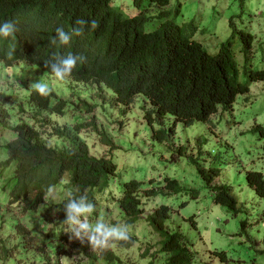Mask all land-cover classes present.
I'll return each instance as SVG.
<instances>
[{
    "label": "trees",
    "instance_id": "1",
    "mask_svg": "<svg viewBox=\"0 0 264 264\" xmlns=\"http://www.w3.org/2000/svg\"><path fill=\"white\" fill-rule=\"evenodd\" d=\"M10 1L17 0H0V19L4 15L5 4ZM111 1L20 0L22 4L31 2V6L28 23L18 25L17 29L34 35L29 52L30 58H34L38 47H43L41 49L43 53L49 48L61 56L68 52L83 55L84 61L78 63L68 77V81L75 86L82 85L96 90L107 89L116 102L126 108L130 107L135 98L143 99L140 109L153 142L170 140L175 135L178 125L181 128H188L193 123L203 122L206 108L211 114H216L219 108L230 109L237 96L249 92V83H264V68L253 69L249 57L253 44L252 35L243 31L236 32L232 20L228 22L231 28L229 38L220 45L216 53L210 54L193 39L195 33L193 24L180 26L167 20L157 29L145 32L144 27L151 17L141 8L144 0H132L133 7L138 12L130 16L113 9ZM147 1L159 10H164L169 3V0ZM179 7L180 5L174 9L175 15L179 14ZM169 13L161 12L158 17L165 18ZM77 19L86 22L82 35L74 36L66 46L49 43L57 27H62L65 31L79 27L75 24ZM89 20L96 21L94 29L88 27ZM236 38L241 46L245 83L239 79L240 69L233 50ZM15 56L24 57L19 51L11 52L8 43L4 44L0 40V62L7 66ZM42 61L47 63V60ZM74 97L76 102L73 106L79 108L78 102L81 101L83 110L88 114L94 113L97 103H88L78 93L74 94ZM23 98L17 106L16 116L21 118L22 113H28L30 118L24 124L20 119L14 121L12 130L15 139L0 144V151L7 156L5 160L0 161V169L12 168L14 173L13 184L7 194V203L9 206L20 205L23 213H34L41 205L42 195L48 192L49 187L57 186L65 177L68 179L67 193L53 208L56 215L53 228L39 241L30 238L33 241L28 244L29 248L23 247L21 250L19 241L10 244V239L0 237V264H15L21 256L26 258L27 254L42 260L44 257L40 255L42 252L48 255L46 264H54L50 256L55 248L64 250L60 253L57 251L56 255L61 254L65 259L70 253L79 254L85 248L80 247L77 239H70L66 232V225L62 223L64 203L70 195L72 197L84 195L96 204L94 196L105 193L104 190L115 179V165L110 158L96 159L89 156L85 143L78 144L81 142L78 137L81 130L90 127L95 132L98 131V127L91 119L88 124L53 125L45 132L54 115L63 118L67 114L69 104L63 101L61 96L57 97L56 94L40 96L34 90L30 98L26 97V101ZM125 112L122 111L123 114ZM1 114L3 118L10 117L7 111ZM36 116L41 117L35 121ZM29 120H33V123L30 124ZM44 135L47 142L58 139L68 146L76 144V147L68 152L57 151L40 141ZM99 138L101 142L111 145L103 132H100ZM184 150V147H178L175 153L181 156ZM188 161L195 166L204 186L210 190L212 203L235 214L236 199L232 196L230 187L213 184V178L219 174L218 170L203 169L191 156H188ZM245 180L247 186L253 189L258 197H264V178L260 173L250 171L246 173ZM164 181L168 184V189L173 192L178 190L179 186L174 183L175 181L169 179ZM139 186L140 182L134 180L124 183L122 197L118 200L110 199V203L119 206L125 224H132L142 213ZM150 194L152 195V192ZM104 196L109 198L110 194ZM169 218L170 212L165 206L157 207L145 217L148 226L159 233L162 239L158 242L156 253L161 257L162 264H192L195 254L191 250V244L180 230L168 231L165 228L164 224ZM17 227L19 232H24L23 227ZM243 229L244 224L240 223V230ZM134 239L139 241L133 236H128L127 240ZM124 242L119 241L118 244L122 245ZM211 254L219 258L220 262L226 263L224 253ZM56 264H59L57 259ZM82 264L108 263L101 253L98 258L88 257Z\"/></svg>",
    "mask_w": 264,
    "mask_h": 264
},
{
    "label": "rangeland",
    "instance_id": "2",
    "mask_svg": "<svg viewBox=\"0 0 264 264\" xmlns=\"http://www.w3.org/2000/svg\"><path fill=\"white\" fill-rule=\"evenodd\" d=\"M146 2L147 0H144V3ZM178 5H180L179 14L175 15L173 11ZM111 7L129 16L138 12L133 7L132 0H112ZM161 12L170 13L165 18L158 17ZM148 14H155L156 17L145 25V32L157 29L167 20L180 26L191 23L195 27L193 39L210 54L216 53L220 45L229 38L231 28L228 22L232 20L236 32H248L253 37L252 51L249 55L253 69L264 68V0H169L164 10L152 7L148 9ZM240 49L241 46L236 38L233 42V50L240 69L239 79L245 83ZM6 72L9 74V71ZM45 76L49 78V82H45ZM45 76L39 75L50 91L57 97L61 96L69 104L67 114L59 120L55 119V122L61 126H72L76 119L86 117V122L89 119L93 120L96 127L104 129L112 138L116 150L110 154L107 145L100 142L95 130L88 127L81 135V139L91 148L90 153L97 156L110 155L109 158L117 167L115 180L120 185V189L124 183L132 180L140 182L141 190H159L166 184L165 179L175 181L174 183L179 186L178 190L171 191L167 195L159 193L149 200H144L143 203L141 200L144 214L139 216L140 220H137L131 229L137 238L144 227L145 234L143 233L140 242H143L144 238H157V235H151L152 230L146 225L144 217L157 207L166 206L171 210L170 218L166 223L167 230L178 227L191 244V250L195 254L192 264H264V197H258L248 188L244 178L245 173L250 171L260 173L264 177V136L260 137V132L255 134L251 132L256 127L264 130V83H249L248 94L237 98L232 112H223L214 122V116L211 117L209 124L214 123V130L208 125L199 123H194L186 129L178 126L169 142L156 143L151 140L150 130L144 123L140 110L143 99L135 98L128 112L123 114L125 108L114 103L113 95L108 90H105L98 99L95 97L94 89L84 90L82 85L75 86L68 80L57 81L48 73H45ZM29 77L39 80L35 74ZM1 78L0 84L5 82V86L8 85L9 80L4 74ZM16 81L21 82L20 79ZM2 91L4 92L0 89V92ZM76 93L90 104L97 103L93 115H87L82 106L73 107ZM40 117L36 116L35 121ZM27 118H30L28 113L24 116V121H27ZM14 121H17V117L11 118V124H14ZM112 121L115 124L109 126ZM28 122L32 123L33 120ZM121 123L124 127L117 128ZM46 131H49L48 127L45 128ZM9 133L6 130L0 132V143L9 139ZM55 142L50 141L49 144L58 150L62 148L58 139H55ZM179 146L186 148V156L177 157L175 152ZM190 155L198 159L206 169L220 170L218 179L231 187V194L236 199L238 206L236 214H229L224 208L212 203L211 194L204 186L195 166L188 161ZM6 157V154L0 152V159ZM2 177L7 178L4 174ZM4 185L6 180H3L0 188ZM109 190L112 197L117 199L121 196L115 187H110ZM64 194L65 188L61 185L52 189L46 198L48 203L56 202ZM97 199L103 202L106 198L100 196ZM7 201V194L0 189V214L2 213L0 229L3 236L12 233L8 226L11 222L23 224L38 241L53 228L55 218L48 210V203L34 214H24L17 206L9 207ZM101 202V206H98L99 210L110 207L108 212L110 221L114 219L124 221V217L120 216L118 205L114 208L111 203ZM192 219L196 224V230L191 226ZM240 223L244 224L243 230H240ZM134 228L137 230L135 231ZM157 243L158 241L153 245L156 246ZM57 251L60 253L64 250L55 248L51 252L50 260H53L54 264L56 259L59 264L85 262L86 256L72 253L65 259L61 254L56 255ZM121 251L119 246H106L107 261L115 264H124L125 260L128 264L148 263V261L142 262L144 260L140 254L142 251L137 247L125 252ZM212 252L224 253L226 263L212 256ZM40 255L44 256L42 260L28 254L25 261L19 264H46L47 253L42 252ZM118 258L123 261L117 263ZM138 258H141V262L137 260Z\"/></svg>",
    "mask_w": 264,
    "mask_h": 264
},
{
    "label": "clouds",
    "instance_id": "3",
    "mask_svg": "<svg viewBox=\"0 0 264 264\" xmlns=\"http://www.w3.org/2000/svg\"><path fill=\"white\" fill-rule=\"evenodd\" d=\"M31 2H29L27 4H22L20 2V0L7 2L5 4L4 15L0 19V40L4 44L8 43V45L10 46L11 52L19 51L24 56L23 58H21L19 56L13 57V59L11 60V63L7 66L0 62V78H1V75L4 74L5 78L9 80V83L6 86H5V82L0 84V89L4 90V92L3 91L0 92V132H2V130H6V131L10 132L9 133L10 134L9 139L3 140L0 143L1 145H3L4 143H6L10 140L15 139V133L12 130L14 124H11V118L13 116L17 117V119H20V121H23V124H24V122H26V121H24V116L26 114L22 113L21 118L16 116L17 115V111H16L17 106L19 105L20 100L23 98V96H25L23 98V100L26 101V97L28 96L30 98L32 95V92L34 90L40 96L55 95L54 92L50 91V88L48 87V85L45 84V82H49V78L45 76V73H48L49 75L53 76L57 81L68 80L69 79L68 77L71 75L74 67L78 63H82L85 59L83 55L73 54L72 52H68L66 55H63V56L57 55V52L55 50H52L49 48L47 50H45L43 53L41 51V49H43V47H38V50L36 51L34 58L29 57V52H30V48L32 46V41H33L34 35L30 34L27 31H24V32L20 31L19 29H17V26L21 25V24H27L28 23V16H29V12H30ZM110 5H111V2H110ZM149 6H150V8L154 7V5H150L147 1L141 7L143 10H145L146 14L148 12V9H150ZM147 16H149V17H151V19H153L155 17V14H148ZM85 23L86 22L83 19H77L75 21V24L79 25V27H73L70 31H65L64 28L57 27L55 29V35L52 38H50L49 43L52 45H56V46L69 45L71 39L74 36L78 37V36L82 35L83 25ZM87 24H88V27L91 29H94L96 27V21L95 20H89V21H87ZM9 55H11V53H9ZM39 58H41V60H38ZM43 59L47 60V63L43 62L42 61ZM5 70L9 71V74ZM33 74H35L39 78V80H34V79H31L29 77V76H33ZM39 75L45 76L46 81L45 82L42 81L40 79ZM244 76H245V74H244ZM17 79H20L21 82L17 83V81H16ZM2 80H3V78H1V81ZM255 83H258V82H255ZM82 88L84 90H89V88H87L85 86H82ZM94 90H95V97L100 99L102 97V94L104 93V91L107 89L97 88V90L96 89H94ZM13 92H14V94H12ZM242 96H245V95H242ZM238 97H240V96L236 97L235 102H236ZM61 99L63 101H66L62 97H61ZM113 101L115 104L120 105L119 103L116 102L114 97H113ZM80 102H78V103L81 106ZM234 103H233V105H234ZM131 105H130V107H131ZM233 105L228 110H224V108L223 109L219 108L220 111L218 109V112L216 114L215 113L211 114L208 111V109L206 108V111H205V114L203 117V122H196V123L208 125L211 129L214 130L215 129L214 123L209 124L211 117L214 116L213 117V122H214V120L218 116L222 115L223 112H226V111L232 112L233 111ZM73 107H76V105H74ZM130 107L129 108L124 107L125 109L123 111H126L125 113H127L128 109H130ZM95 110H94V112H95ZM6 111L10 115L9 118H3L2 114H1V112L5 113ZM84 111L88 115L87 111L86 110H84ZM141 112H142V110H141ZM90 114L93 115V112ZM60 118H62V117L61 116L55 117V115H54L50 119L51 122H50V126H49L48 130H50L53 125L61 126L58 124V122L54 121L55 119L59 120ZM27 120H28V118H27ZM86 120H87V118L84 117L83 119H76L74 122L75 123H87L88 124L89 121L86 122ZM107 122L110 123V121H107ZM112 122L113 123L109 124V126L115 124L114 121H112ZM62 126H64V125H62ZM119 126L124 127V125L122 123L119 124L117 126V128ZM178 126H180V125H178ZM177 127H176V129H177ZM85 129H83L79 132L78 137H79L81 142L78 144L81 145V143L82 144L85 143V145L87 147V152H88L89 156H91V157H94L96 159H99L101 157L109 159L110 155L97 156V155L90 153L91 148L88 147V143L81 139V135L86 132ZM184 129H186V128H184ZM100 132H103L105 134V136L111 142V145H107L104 143L105 145H107V151L111 154L114 150H116V146L113 143V140L110 137V135H108V133L104 129H100L98 127V131H97L98 136L100 135ZM251 132H253V134H255L256 132H260L259 133L260 137L264 136V130L261 127H256L254 129H252ZM99 140H100V138H99ZM40 141L42 143H45L47 146H51L49 144L50 141L55 142V140H48V142H47L45 135L40 139ZM59 142L62 144V148H59V150L56 149L54 146H52L57 151H61V152L67 151L68 152V151L74 150V148L76 147V144L68 146V145L63 144L61 141H59ZM160 143H162V142H160ZM179 147H182V146H179ZM181 156H186V148H185V150ZM181 156H177V157H181ZM190 156L192 158H194L193 155H190ZM3 160H5V159H0V161H3ZM196 162L199 166H201L205 170L215 169V168L206 169L205 167H203L200 164L198 159H196ZM215 170H218V169H215ZM0 171H1L0 172V184L3 182V180H6V185L2 186L0 189L3 192H5L6 194H8V191L13 184V174L14 173L12 172V168H9V169L4 168V169H0ZM219 171L220 170H218V172ZM116 172H117V167L115 165V173ZM246 173H248V172H246ZM246 173H245V176H246ZM3 174L7 178H3L2 177ZM218 177H219V174L216 178H213V184L217 183V185H219V184L227 185L226 183L221 182L218 179ZM115 179H116V175H115ZM115 179H113L110 182V185L104 190L105 193L100 194V196H104L107 193L110 194V197L109 198L105 197L106 199L103 202H101V200L97 199L100 196H97V197L94 196V199L97 201V203L94 204L93 201H90L84 195H79L76 197H72L70 195L69 198L67 199V202L64 203V205H63L64 219H63L62 223L64 225H66V232L70 236V239L71 238L77 239L78 243L81 244L80 247H85L84 251H80V253L79 254L77 253V255L85 256L87 254L88 256L86 255L87 258L85 259V261H87L88 257L98 258L99 255L102 253L106 263L115 264V262H108L107 261V259L105 257V247L106 246H108V245L109 246H116V247L119 246V248L122 249L121 252H125L131 248L137 247V249L142 251L140 253V254H142L141 258H144V260H142V262L148 261L147 264H151V263L152 264H162L161 257L156 253V248L158 247V243L156 245L157 247L155 245H153V243H155L156 241L159 242V240L161 238L159 236L160 235L159 233H156L151 229L152 231L149 230L151 235H157V238H154V237H150L148 239L144 238L143 242H140V239H141L143 233L145 232L144 227H143L142 232L139 233V235L137 236L139 241L136 239L127 240L128 236L135 237V234H134V232L133 233L131 232V229H133L134 223L137 220H140L139 216L144 214L143 205H141V210H140L142 213L138 216V218L132 224H125V221H120L119 219H114V221H110L109 220L110 219L109 213H108L110 211L109 206H107L105 208V210L104 209L103 210L98 209L100 202L101 203L108 202V204H109L110 199L113 198V200H118L122 197V194H123L122 189H120V185L117 183V180H115ZM67 181H68V179L65 177V178L61 179V181L59 182V184L57 186L49 187L48 192L44 193L41 197V203H40L41 205L39 206V208L41 209L42 207H44L48 203V200L46 197L49 194V192L52 191V189L63 185L65 188V193H67V191H66ZM245 183H246V180H245ZM167 186H168V184L166 183L164 185V187H162L159 190H141V184H140V186H139V203H141V200L143 203L144 200H149L151 197H155L159 193H161L163 195L169 194L172 190L168 189ZM110 187H115V189L118 190L119 193H121V196L117 199L112 197L113 195H111L110 190H109ZM207 190L211 194L208 187H207ZM251 190H253V189H251ZM151 192H152V195L150 194ZM253 192H254V190H253ZM64 196H65V194H64ZM58 201L48 203L49 204L48 210L51 212V214L55 218L54 222L56 221V215L54 213L53 208ZM112 205H114V204H112ZM14 206H17L22 211V209H21L22 207L20 205L15 204V205H12L9 207H14ZM115 206L116 205H114V208H115ZM216 206H218V205H216ZM219 207H221V206H219ZM167 209L169 210V212L171 211L168 207H167ZM236 209L238 210L237 202H236ZM225 210L229 214L234 215L233 213H231V210H229V211L227 209H225ZM237 210H234V211L237 212ZM36 212H34V213H36ZM34 213L32 212V213H28V214H34ZM1 214H0V216H1ZM120 216H122L121 211H120ZM145 217H144V219H145ZM167 221L164 224L166 229H167V227H166ZM145 223H146V221H145ZM192 223H194V226H192ZM146 225L148 226L147 223H146ZM8 226H9V229L11 230L12 233L11 234L7 233L5 236H3L1 229H0V237L3 236L4 238L10 239L9 240L10 244H15V243H13L14 241H17L16 243H18V241H19L21 250L23 247L29 248L28 244L33 241V240H30V238H33V239L35 238L31 234V232L29 230H27L23 226V224H20V223L15 224V222H11ZM17 226L23 227L24 232H19ZM191 226L194 230H196V224L193 221V219L191 220ZM148 227H150V226H148ZM175 229L179 230L178 227ZM134 230L136 231L137 229L134 228ZM172 230H174V228ZM119 241H125V242H124V244L120 245V244H118ZM146 242H148L149 244H145ZM22 243H23V245H22ZM21 253L22 252H20V254ZM71 254L72 253H70V256H71ZM74 254H76V253H74ZM141 258H138L137 260L139 262H141V260H140ZM25 259L26 258H22V256H21V258H19L18 262H16L15 264H19V262H24ZM121 260L123 261V259L118 258L117 263H121ZM126 262L127 261L125 260V262H123V263L128 264ZM82 263H85V262L82 261ZM82 263H80V264H82Z\"/></svg>",
    "mask_w": 264,
    "mask_h": 264
}]
</instances>
